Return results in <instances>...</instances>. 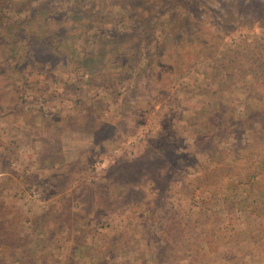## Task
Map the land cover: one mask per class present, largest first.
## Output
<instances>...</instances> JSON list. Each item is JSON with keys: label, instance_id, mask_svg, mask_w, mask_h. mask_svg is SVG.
Returning a JSON list of instances; mask_svg holds the SVG:
<instances>
[{"label": "rangeland", "instance_id": "1", "mask_svg": "<svg viewBox=\"0 0 264 264\" xmlns=\"http://www.w3.org/2000/svg\"><path fill=\"white\" fill-rule=\"evenodd\" d=\"M18 1L16 10L27 15L30 11L27 0ZM175 1L192 5L191 12H187L188 23L179 21L181 28L175 27L176 42L168 46L149 78L137 80L135 91H131L127 82L120 88V94H111L107 88L110 85L106 83H112L117 76L121 78L128 70L126 55L133 52L129 37H124L113 60L110 53L102 56L97 48L93 54L85 53L78 44L68 46L72 50L63 55L61 48L53 54L49 43L40 48L36 41L41 39L33 38L35 44L30 42L37 50L36 55L21 62L11 60L8 52L16 37L23 39L34 31L37 37L41 32L37 23L22 18L19 23L1 28L0 39L6 38L0 40V233H5L11 250L14 243L20 250L17 254L11 253L14 256L8 254L11 251L4 252L0 238V264H35L29 259L39 260V264H57L50 256L43 258L41 254L31 253V246L44 242L43 237L33 242L31 233L37 229L43 236L48 234L50 228L42 220L45 210L62 207L69 210L68 199L72 201L71 221L74 223L68 226L70 232L80 218V224L85 219L90 221V227L96 233H103L100 235L103 239L122 231L125 226L132 230L135 223L145 221L142 217L155 206L151 201L155 194L152 184L146 185V179L145 190L141 188L145 195L122 204L121 194L132 191L126 186L127 178H121L127 168L121 166L122 174L116 172L115 176L110 175L111 169L125 159H133L172 125L177 126L189 145L190 154L185 178L178 184L172 182V196L166 207H172L170 211L181 218L182 224L178 221V227L188 231L200 251L198 257L185 264H264V214L254 210L258 206L256 201L264 197V189L257 187L251 192L245 187L249 193L244 192L238 181L223 175L211 178L215 180L209 184L208 169L215 170L217 166L208 164L210 151L197 157L200 142L191 129H187L196 121L204 122L203 108L208 107V83L214 59L233 49L253 51L256 42L264 36V28L254 15V9L247 4L249 0H143L147 10L158 11L167 10ZM81 3L87 10L93 9L89 16L95 25L105 15L124 18V9L137 18L145 8L140 6L137 10L134 4L122 0H80ZM83 18L74 17L81 24ZM77 20H72L75 25ZM104 23L109 24L108 19ZM113 35V31H109L103 39ZM89 39L85 36L81 47L91 52L92 48L86 43ZM99 42L104 44L103 40ZM58 43L66 44L64 38ZM87 55L100 57L89 63ZM72 59L80 62L77 69H73ZM243 83L251 84V77L241 79L239 85ZM100 85L102 88L97 89ZM241 94L239 92L238 99ZM25 95L29 96L27 104L31 112L26 108L20 109L24 110L21 112L19 107L16 109ZM45 99L53 104L43 115L40 109ZM78 101L82 102L77 104ZM236 108L242 109L239 100ZM11 109L16 111L11 112ZM239 169H233V174H239ZM94 183H107L111 197L117 199L112 202L109 214L94 208L88 213L90 216H86L88 208L76 198L83 187ZM245 200L247 203H242ZM12 236L17 238L15 242L10 240H15ZM158 236L162 245L170 242L167 236L168 240L162 239L164 236L160 233ZM71 241L72 238L65 240L63 230L59 229L53 243L60 247ZM92 241L91 247L99 245L97 240ZM149 242L143 239L141 243L147 247ZM24 247L29 253L21 252ZM124 250L118 258L124 264L134 263L138 251L133 247ZM89 252L96 255L98 251L90 248ZM75 264L91 262L76 261Z\"/></svg>", "mask_w": 264, "mask_h": 264}, {"label": "trees", "instance_id": "2", "mask_svg": "<svg viewBox=\"0 0 264 264\" xmlns=\"http://www.w3.org/2000/svg\"><path fill=\"white\" fill-rule=\"evenodd\" d=\"M35 1H26V5L30 9L26 15L21 10H16L19 7L18 0H0V30L4 25L10 26L19 23L22 18H29L37 23L36 27L41 31L38 32L37 37L35 31L25 35L23 39L16 37V42L8 52L9 58L14 61L31 60L29 58L36 55L37 51L33 47L35 44L33 38H39L41 41H36L38 47H46L49 43L53 54L58 48H61V55H63L72 50L71 47L67 48L68 46L73 45L74 47V44H78L85 53L93 54L97 48L101 51L102 56H107V53H110V58L113 60L116 52L120 50L124 37H129L130 39L127 40H132L133 52L126 55L128 70L121 78L117 76L112 83H106L110 85L107 88L111 94H120V88L127 82L130 83L131 91H135L139 83L137 80L149 78L154 65L162 58L168 46L176 42L177 29L175 27L181 28L179 21L188 23L187 12H191L192 8L190 2L175 1L167 10L163 8L159 11L151 8L147 10L143 0H122L125 3L134 4L137 10L140 6L142 9L145 8L137 18L127 14V10L124 9L122 11L124 18H118L116 15L114 17L111 15L108 18L105 15L100 23L95 25L96 23L90 19L92 15L90 11L93 9L87 10L83 3L80 4V0H37L34 5ZM247 4L254 9V15L259 17L258 22L264 28V0H249ZM45 12L47 14L42 17ZM40 14H42V19L39 17ZM50 15H52V19ZM76 16L84 17L82 24L79 20L74 19ZM17 17L20 18L16 20ZM106 19L109 24L104 23ZM72 20H77L78 24L75 25ZM109 31H113L114 35L103 39V35ZM85 36L90 37L86 43H89V48H92L91 52L81 47L83 46L81 41ZM5 38L0 40L3 41ZM63 38L66 44H59V40ZM100 40H103L104 44H101ZM30 41H34V44L31 45ZM15 49H17L16 52ZM210 49L216 50V47ZM114 50L115 52H112ZM218 50L219 47H217V52ZM244 50L245 52L236 49L225 51L221 57L213 58L215 65L213 62L211 81L208 83V96H210L208 97V107L203 108L205 110L204 122L196 121L194 126L190 128L188 126L187 129H191L196 140L200 142L199 149L196 151L197 157L207 155V151H210L208 164L217 166L215 170L208 169L209 184L215 180H211V178L223 175V177L234 178L238 181L243 186L244 192H248L245 187L253 192L257 187L264 189V36L256 42L253 51L248 48H244ZM218 54L219 52L215 56L217 57ZM99 57L100 55H90L88 62L92 63L95 58ZM11 60L9 61L12 62ZM79 63L76 59L71 60L73 69H77ZM247 77H251V84L239 85L240 80ZM100 88H102L101 85L97 89ZM70 89L77 91L75 87H70ZM239 92L242 93L240 99L237 98ZM231 95L232 99L229 97ZM28 98V95L22 96L16 109L18 110L19 107L21 112L24 110L20 109L26 108L27 112H31L32 110L27 104ZM228 99H230V103L227 102ZM237 100L241 104V110L236 108ZM81 102L78 101L77 104ZM52 104L45 99L40 109L43 115L47 113V107H51ZM16 109H11V112H15ZM80 112H85V110ZM189 148L177 126L172 125L164 129L159 137L151 141L150 146L147 145L146 149L133 159H125L111 169L110 175L112 176L116 172L118 175L122 174L119 171L121 166L127 168L125 175L121 178L124 176L127 178L126 186L132 191H124L121 194L122 204L129 203L134 199L139 200L145 195L143 185L146 179L145 184L151 183L152 190L155 192L154 199L151 200L155 205L153 210L148 211L146 216L144 215L146 218L142 217V220L145 219V221L139 224L135 223L132 230L125 226L122 231L103 239L100 236L103 233H96L95 229L90 227V221L85 219L80 224L82 220L80 218L75 222V227L70 232L68 226L74 223L71 221L70 205L72 201L68 199L69 210L63 207L45 210L42 220L46 222L50 231L44 236L39 234L37 229L31 233L33 242L42 237L44 241L42 244L37 242L31 246V253L41 254L43 258L50 256L58 261L57 264L65 262L75 264L76 261H90L91 264H124L118 257L124 253V249L131 247L138 251V254L135 259L136 263L129 264H185L191 259H195L200 255V251L198 247L196 248L193 237L188 234V231L178 227V221L182 224L181 218L175 211H170L172 207H166L168 199L172 196L170 194L172 182L175 181L178 184L184 177V173L186 175ZM237 167H240L239 174L234 175L233 169ZM141 181L142 183H139ZM109 187L107 183H94L82 188L76 198L88 208L86 216L94 208L102 209L109 214L111 206L114 205L112 202L117 201L111 197ZM247 197L246 195L244 198L247 199ZM242 203H247V200ZM256 205L258 206L254 210L264 214V197L256 201ZM162 211L164 212L162 213ZM169 212L171 213L169 214ZM59 229L63 230L65 240L72 238V241L57 247L53 240L56 239ZM159 233L164 236L162 239L170 238L167 245H162L157 239ZM4 234L0 233V238L3 240L1 249L6 253L11 251L8 254L14 256L11 253L17 254L20 248L14 243L11 250V244ZM12 238L15 239L10 238L12 242L17 240L15 236ZM143 239L150 241L147 247L142 245ZM92 240H97L99 245L91 247ZM90 248L97 250V254H91ZM21 252L29 253V250L24 247ZM32 261L35 264L40 263L39 260L29 259V262Z\"/></svg>", "mask_w": 264, "mask_h": 264}]
</instances>
